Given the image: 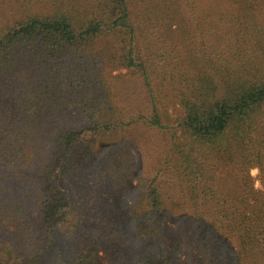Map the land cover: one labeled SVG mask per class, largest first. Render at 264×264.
Returning a JSON list of instances; mask_svg holds the SVG:
<instances>
[{"label":"trees","instance_id":"trees-1","mask_svg":"<svg viewBox=\"0 0 264 264\" xmlns=\"http://www.w3.org/2000/svg\"><path fill=\"white\" fill-rule=\"evenodd\" d=\"M197 2L3 3L0 264H179L182 222L192 264H264V204L220 177L264 182V0ZM6 181L32 187L34 214Z\"/></svg>","mask_w":264,"mask_h":264},{"label":"rangeland","instance_id":"rangeland-1","mask_svg":"<svg viewBox=\"0 0 264 264\" xmlns=\"http://www.w3.org/2000/svg\"><path fill=\"white\" fill-rule=\"evenodd\" d=\"M196 1H198L197 3L201 8H204L208 4H211L212 0H196ZM5 2L6 0H0V7L4 8L3 3ZM221 6L224 8L227 7L222 4ZM189 27H190L189 22L186 19L185 20L177 19L176 23L167 32L166 40H164V44H165L167 51L172 55L173 59L177 58L181 60L185 57L186 52L189 49V46H188L189 39L187 38V31ZM128 72L129 70L127 71L125 69L116 68L111 71L107 70L106 73H104L106 85L111 92L112 99L117 103L122 102V100H124L125 98L124 88L120 85V77L121 75L128 76ZM128 102L132 103L133 105L138 104L133 98V96H130ZM171 116L172 118L176 116L174 110L171 112ZM139 155L141 154H139L138 152L134 153V161H136L137 166L139 165V159H140ZM45 158H47V160L50 158V150L48 149L47 146L44 149L42 158L38 162L35 163V166L36 167L40 166L44 162ZM142 166L144 167V163H142ZM141 168L142 167H139V169ZM220 177H221L223 184L225 185V188L229 190L230 192H232V194H234L235 196H240L242 193L250 194L253 196L252 199L255 198L257 199L258 202H261L264 204V192L260 191V194H255V191L253 190V186H252L253 179L249 176V174L246 180V178L244 179L243 175H240L238 173L236 168L226 167L222 170V174ZM260 177L261 176L257 178L260 179ZM2 184L3 186L5 185L4 187L6 188L10 196L18 198L22 201H28L27 205L29 206L31 210L30 212L32 214L35 213L33 205H32V199L29 201V199L32 196V195L30 196L29 194L30 192L29 189H32V187H28V186H25L24 184H19V183H14V182H9V181H6ZM124 197L129 200V198H127L125 195ZM124 212L125 211H123L122 213ZM181 226H182V233L180 236H181V240H183L182 241L183 244H182V249H181L182 256L180 255L181 262L179 264H183V263L192 264L191 260H192L193 254L190 253L192 240L188 235L189 234L188 231H191V227L190 229H187L184 222H182ZM243 263L249 264L248 260H243Z\"/></svg>","mask_w":264,"mask_h":264},{"label":"clouds","instance_id":"clouds-1","mask_svg":"<svg viewBox=\"0 0 264 264\" xmlns=\"http://www.w3.org/2000/svg\"><path fill=\"white\" fill-rule=\"evenodd\" d=\"M248 174L253 179V190L264 192V182L257 178L260 176L259 168H250Z\"/></svg>","mask_w":264,"mask_h":264}]
</instances>
